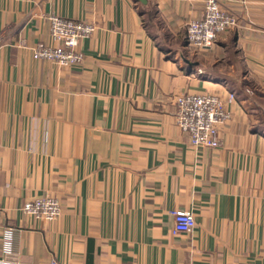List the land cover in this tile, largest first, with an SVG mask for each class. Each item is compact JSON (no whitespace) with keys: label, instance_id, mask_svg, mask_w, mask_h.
Segmentation results:
<instances>
[{"label":"crops","instance_id":"crops-1","mask_svg":"<svg viewBox=\"0 0 264 264\" xmlns=\"http://www.w3.org/2000/svg\"><path fill=\"white\" fill-rule=\"evenodd\" d=\"M219 2L237 28L193 49L206 0H0V264H264V0ZM51 15L97 27L82 64L33 58ZM183 94L226 101L218 147L175 125ZM45 196L58 220L22 212Z\"/></svg>","mask_w":264,"mask_h":264},{"label":"built area","instance_id":"built-area-1","mask_svg":"<svg viewBox=\"0 0 264 264\" xmlns=\"http://www.w3.org/2000/svg\"><path fill=\"white\" fill-rule=\"evenodd\" d=\"M49 33L54 45L39 42L32 51L33 58L54 62L63 68L82 64L84 54L79 50L80 42L92 36L97 27L83 20L67 19L51 15L48 17ZM237 19L224 11L219 0H206L203 16L191 20L187 25L186 40L193 49H207L213 46L218 35L237 28ZM230 93L228 101L235 100ZM175 125L188 134L195 148H216L220 145V128L231 119L226 101L215 94H183L175 99ZM22 212L36 219L52 222L62 215V204L56 197L45 196L26 202ZM174 235L188 234L196 225L194 215L188 211L175 210L172 213ZM14 231L12 222L6 229L9 237ZM4 264H18L14 258Z\"/></svg>","mask_w":264,"mask_h":264},{"label":"water","instance_id":"water-1","mask_svg":"<svg viewBox=\"0 0 264 264\" xmlns=\"http://www.w3.org/2000/svg\"><path fill=\"white\" fill-rule=\"evenodd\" d=\"M142 4H147V0H139Z\"/></svg>","mask_w":264,"mask_h":264}]
</instances>
